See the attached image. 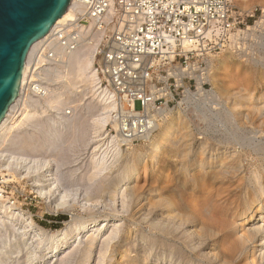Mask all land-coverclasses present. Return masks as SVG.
<instances>
[{
  "label": "rangeland",
  "instance_id": "obj_1",
  "mask_svg": "<svg viewBox=\"0 0 264 264\" xmlns=\"http://www.w3.org/2000/svg\"><path fill=\"white\" fill-rule=\"evenodd\" d=\"M263 15L264 0L235 1L226 46L193 54L180 71L181 89L207 94L166 109L144 142L120 136L112 92L113 113L92 92L106 89L99 66L111 29L83 33L77 46L40 45L15 112L38 117L0 139V264H124L125 250L133 264H264L252 244L231 252L242 235L231 220L264 179ZM78 63L92 65L95 83ZM176 64L157 65L158 87L174 84L165 83ZM80 225L91 230L78 237ZM62 232L67 244L47 261Z\"/></svg>",
  "mask_w": 264,
  "mask_h": 264
},
{
  "label": "built area",
  "instance_id": "obj_2",
  "mask_svg": "<svg viewBox=\"0 0 264 264\" xmlns=\"http://www.w3.org/2000/svg\"><path fill=\"white\" fill-rule=\"evenodd\" d=\"M234 3L235 0H73L80 28L62 25L48 44L67 41L70 47L77 46L81 35L91 32L93 25H99V33L111 29L101 52L99 73L119 105L120 136L128 143L144 142L157 130L166 109H181L190 101L200 102L207 94L204 85L195 91L192 86L181 89L184 78L180 71L193 54L209 55L226 46L237 28ZM86 23L90 24L88 28ZM76 31L79 36L74 35ZM174 62L173 74L165 83L173 80L174 84L166 89L158 87L161 81L154 77L157 65Z\"/></svg>",
  "mask_w": 264,
  "mask_h": 264
},
{
  "label": "water",
  "instance_id": "obj_3",
  "mask_svg": "<svg viewBox=\"0 0 264 264\" xmlns=\"http://www.w3.org/2000/svg\"><path fill=\"white\" fill-rule=\"evenodd\" d=\"M73 0H0V126L21 96L33 46L64 17Z\"/></svg>",
  "mask_w": 264,
  "mask_h": 264
},
{
  "label": "bare ground",
  "instance_id": "obj_4",
  "mask_svg": "<svg viewBox=\"0 0 264 264\" xmlns=\"http://www.w3.org/2000/svg\"><path fill=\"white\" fill-rule=\"evenodd\" d=\"M238 3H240L241 0H235ZM244 1H249V0H244ZM72 4L70 6V8L68 9L67 13L64 15L63 18H61L58 23L56 24V26L54 27V29L52 30V32L42 41H40L39 43L35 44L29 54L28 57V61H27V65H26V69H25V74H24V78H23V82H22V87L23 89L25 88L26 85V81H27V76L29 73V69H30V60L31 57L33 55V53L35 52V50L42 44H45L46 42H48L54 35L56 29L62 25H72V26H76L77 29L80 28V26L78 25L77 21L78 18L76 17L75 13L73 12V8H72ZM96 30L99 28V25L97 24L96 26L93 25L91 27V31L93 29ZM95 30V31H96ZM94 31V33H95ZM79 32L76 31L74 33V35L79 36L78 34ZM93 33V35H94ZM91 35V33H90ZM89 35V36H90ZM75 36V38H77ZM91 37V36H90ZM82 38V37H81ZM81 61V59H80ZM78 68L80 70L81 75H85V79L87 78V80H91V77L94 78V83L96 82V73L95 71L91 68L92 65L90 63H88L89 69H86L83 65H81V63H78ZM88 70V71H87ZM90 70V71H89ZM91 75V76H90ZM243 74H241L242 76ZM101 83V82H100ZM94 85V84H93ZM99 85V84H97ZM96 83L95 85L92 87V92L94 93V95L97 96L98 99L101 100V102H103V105L105 106V108L108 110L107 112L109 113H113V110L115 109V103L114 100L112 98V94L111 92L109 93L107 89H103L101 87H97ZM25 90V89H24ZM23 93V91L21 92ZM114 96V95H113ZM23 98V94H21L20 98L18 99L17 103L14 104L11 107V110L7 116V118L5 119V121L2 123V125L0 126V139H3L4 137H6L11 130L13 129H18V128H24L26 127V125L29 124V121L33 120V118L38 115L31 113V112H26V111H22L20 113H18L16 115V110L18 108V106L20 105L21 101ZM118 104H117V108H118ZM253 106V105H251ZM261 106V105H260ZM247 107V106H246ZM257 107V106H256ZM263 107V105H262ZM242 108V107H241ZM250 108V107H249ZM259 109V108H258ZM257 111V110H256ZM16 115V116H14ZM38 117V116H37ZM14 131V130H13ZM172 129H168L166 131V133L164 134L163 138L160 140V142H156L153 144V148L154 151L157 153L160 151V149H162L161 147L164 145V143L166 142V140H168V136L171 134ZM110 139V138H107ZM114 139L112 140L111 144L114 143ZM109 141V140H108ZM109 144V143H108ZM185 149V148H184ZM157 157V156H156ZM224 164V162H223ZM246 167V166H245ZM209 168V167H208ZM243 169V168H242ZM184 175V174H183ZM244 175V174H243ZM258 175V174H257ZM263 175V174H262ZM254 177V176H253ZM45 178V177H44ZM255 178V177H254ZM46 179L48 180V178L46 177ZM49 181V180H48ZM46 182V181H44ZM204 184V183H203ZM41 191H44V188L42 186H38ZM203 187V185H202ZM205 187V186H204ZM204 187L202 189H204ZM208 192V191H207ZM210 192V191H209ZM257 194L255 195L253 192V196H249L248 200H246L245 204L243 206H241V209H238V214L234 216H232V218H234L231 222H234L233 224L235 225V227L240 228L242 235L239 237V239L235 242V244L233 245V247H231V252L233 253V255L235 254V256H238L239 253H243L244 251H247L246 249L249 248V244H252L253 246V252L256 250V248H259V252L260 254H262L263 258H264V179L263 182L261 183V187L260 189L255 191ZM206 193V192H205ZM250 193L246 192V196L249 195ZM192 196V195H191ZM218 196V195H217ZM204 199V198H203ZM215 203V202H214ZM213 205V203H212ZM215 208V207H214ZM6 209V205L4 204V202H0V210H4ZM8 209L10 210V208L8 207ZM181 210V209H180ZM216 212V211H215ZM12 213V211L10 212V214ZM212 213V212H211ZM224 213V212H223ZM213 214V213H212ZM215 214V213H214ZM217 214V213H216ZM169 215V214H168ZM211 215V214H210ZM232 215V214H231ZM212 216V215H211ZM176 219V218H175ZM209 219H214L213 218H209ZM215 220V219H214ZM103 222V221H102ZM91 227L92 229H95V227L98 226V231L101 229V226L103 225L101 222L94 220ZM100 223V224H99ZM30 224H33V222H31ZM99 224V225H98ZM222 224V223H221ZM94 225V226H93ZM231 225V224H230ZM233 225V226H234ZM90 226L88 225H80V229H79V233H78V237H80L83 234V231H89L91 229H88ZM198 230V229H197ZM67 234V233H66ZM198 234V233H197ZM205 234V233H204ZM202 234V235H204ZM63 235H65L63 232L60 233L58 235V237L54 238L52 243H57L56 248L52 249V248H48L47 249V254L46 257H48L47 261H51V259H53V255L51 254V250H53V252L55 253L56 256H58L60 254V251H62L61 249L64 247V244H67L65 239H62ZM69 236V235H68ZM206 236V235H205ZM52 240V239H51ZM94 240L97 241L98 240V235H95ZM83 242V239L78 242L79 245H81V243ZM95 244V243H94ZM99 244V243H97ZM248 246V248H247ZM41 247V246H40ZM252 248V247H250ZM127 250H125V255H126V263L124 264H133V261L131 260H127V258L129 257L128 252L126 253ZM50 252V253H49ZM65 253V251H64ZM63 253V254H64ZM170 254V253H169ZM261 256V255H260ZM45 257V256H44ZM61 257V256H59ZM122 260H125V257L121 258ZM129 259V258H128ZM248 259V258H247ZM169 260V259H168ZM43 261V260H42ZM247 262V261H246ZM254 264L255 263V259L254 256H252L251 260L249 259V261L245 264Z\"/></svg>",
  "mask_w": 264,
  "mask_h": 264
},
{
  "label": "trees",
  "instance_id": "obj_5",
  "mask_svg": "<svg viewBox=\"0 0 264 264\" xmlns=\"http://www.w3.org/2000/svg\"><path fill=\"white\" fill-rule=\"evenodd\" d=\"M61 219H66V217H61Z\"/></svg>",
  "mask_w": 264,
  "mask_h": 264
}]
</instances>
